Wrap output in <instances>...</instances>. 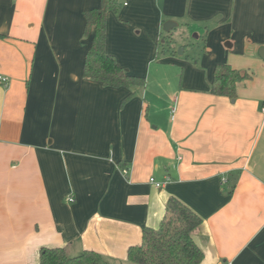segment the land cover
<instances>
[{
	"label": "crops",
	"instance_id": "crops-1",
	"mask_svg": "<svg viewBox=\"0 0 264 264\" xmlns=\"http://www.w3.org/2000/svg\"><path fill=\"white\" fill-rule=\"evenodd\" d=\"M115 3L107 53L144 87L85 77L102 0H0V264H131L171 197L203 219L201 264H264V0ZM167 21L186 40L162 50ZM224 64L253 73L233 100L211 93Z\"/></svg>",
	"mask_w": 264,
	"mask_h": 264
},
{
	"label": "trees",
	"instance_id": "trees-1",
	"mask_svg": "<svg viewBox=\"0 0 264 264\" xmlns=\"http://www.w3.org/2000/svg\"><path fill=\"white\" fill-rule=\"evenodd\" d=\"M115 2L116 0H102L100 8L86 12L85 35L89 37L94 29V36L85 59V77L101 83L104 87H144L145 77L131 74L120 66L114 56L107 53V17L111 10L117 9ZM3 37L0 34V38ZM252 78L251 72L239 71L229 64L218 65L211 93L233 100L237 97L238 86ZM202 222L203 219L189 206L171 197L167 201L159 228L143 229L142 243L128 250L129 261L133 264H201L205 254L196 244L193 232ZM40 264L111 263L94 251H85L77 257H70L64 248H42Z\"/></svg>",
	"mask_w": 264,
	"mask_h": 264
},
{
	"label": "rangeland",
	"instance_id": "rangeland-1",
	"mask_svg": "<svg viewBox=\"0 0 264 264\" xmlns=\"http://www.w3.org/2000/svg\"><path fill=\"white\" fill-rule=\"evenodd\" d=\"M172 34H170V33H166V32H164L163 31V29H162V32H161V37H162V39H161V42H159L160 43V47H161V49L163 50L166 46H171V43H175L174 41H183L184 39H185V37H172L171 36ZM164 39L166 40V42H164ZM186 40V39H185ZM191 42H192V45L193 46H196L197 44H198V42L197 41H195L193 38H191ZM183 44H184V42H183ZM183 44H182V46H183ZM182 46H175V49H174V52L176 51V53L180 56V54H181V52H182V50L184 49L185 50V52H186V57H187V51H188V47H187V44L186 45H184L183 47ZM183 58H185V57H183ZM175 69V68H174ZM177 70H178V72L180 71V69H178V68H176ZM178 72H176V73H174V74H172L173 75V78H175V76H176V74H179ZM168 76H170V75H168ZM171 77V76H170ZM176 80V79H175ZM130 264V263H129ZM131 264H133V263H131Z\"/></svg>",
	"mask_w": 264,
	"mask_h": 264
},
{
	"label": "water",
	"instance_id": "water-1",
	"mask_svg": "<svg viewBox=\"0 0 264 264\" xmlns=\"http://www.w3.org/2000/svg\"><path fill=\"white\" fill-rule=\"evenodd\" d=\"M177 26V24H175L172 21H167L164 23L163 25V31L166 33H171V31ZM259 55L262 58V60L264 61V48H261L259 51Z\"/></svg>",
	"mask_w": 264,
	"mask_h": 264
},
{
	"label": "built area",
	"instance_id": "built-area-1",
	"mask_svg": "<svg viewBox=\"0 0 264 264\" xmlns=\"http://www.w3.org/2000/svg\"><path fill=\"white\" fill-rule=\"evenodd\" d=\"M0 82L4 83V84H8V79L5 77H1L0 76ZM125 173H127V171H124ZM151 183L157 188V189H161L162 188V183L157 182L155 179H151ZM71 201H73L72 199H70Z\"/></svg>",
	"mask_w": 264,
	"mask_h": 264
}]
</instances>
